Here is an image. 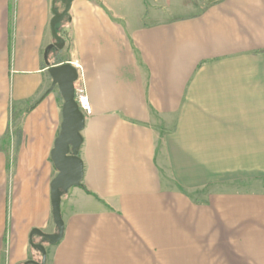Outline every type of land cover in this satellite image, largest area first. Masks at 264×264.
<instances>
[{
    "label": "crops",
    "instance_id": "1",
    "mask_svg": "<svg viewBox=\"0 0 264 264\" xmlns=\"http://www.w3.org/2000/svg\"><path fill=\"white\" fill-rule=\"evenodd\" d=\"M52 10L0 0V264L37 262L30 232L56 233ZM56 28L64 47L47 61L76 69L90 113L62 237L32 238L45 264H264V192L187 195L264 177V0H73Z\"/></svg>",
    "mask_w": 264,
    "mask_h": 264
},
{
    "label": "water",
    "instance_id": "2",
    "mask_svg": "<svg viewBox=\"0 0 264 264\" xmlns=\"http://www.w3.org/2000/svg\"><path fill=\"white\" fill-rule=\"evenodd\" d=\"M57 1L63 6V10L60 13L52 10L50 29L55 41L45 49L43 55L44 62L48 66L47 73L52 81L51 89L57 88L62 99L60 131L50 153L51 162L57 172L50 183L51 217L56 233L50 235L33 229L29 235V246L32 250L40 253L41 261L40 263L28 261L24 264H45V248L41 244H34L32 238L34 236L41 237L47 240L50 245H55L61 239L63 234V222L60 213L61 197L70 188L80 186L83 174L78 150L82 142L80 133L84 126V114L74 98V83L78 74L76 69L68 63L50 67L47 61L48 51L53 48L61 50L64 47V41L57 35L56 27L68 14L73 0Z\"/></svg>",
    "mask_w": 264,
    "mask_h": 264
},
{
    "label": "rangeland",
    "instance_id": "3",
    "mask_svg": "<svg viewBox=\"0 0 264 264\" xmlns=\"http://www.w3.org/2000/svg\"><path fill=\"white\" fill-rule=\"evenodd\" d=\"M216 0H174V3L178 6H185L191 9L193 12H197L200 8L215 2ZM65 24V23H64ZM62 24V26L64 25ZM14 119L17 118L16 110L12 115ZM233 191H250V192H264V177H250L240 176L233 179L220 178L217 182L210 184L209 186L198 189L196 191H188L187 195L195 201H204L206 196L211 192H233ZM38 255V254H36ZM41 261V255L38 259V263Z\"/></svg>",
    "mask_w": 264,
    "mask_h": 264
},
{
    "label": "built area",
    "instance_id": "4",
    "mask_svg": "<svg viewBox=\"0 0 264 264\" xmlns=\"http://www.w3.org/2000/svg\"><path fill=\"white\" fill-rule=\"evenodd\" d=\"M74 98L82 113L88 115L90 113V106L85 95L84 86L79 82L78 78L74 83Z\"/></svg>",
    "mask_w": 264,
    "mask_h": 264
},
{
    "label": "trees",
    "instance_id": "5",
    "mask_svg": "<svg viewBox=\"0 0 264 264\" xmlns=\"http://www.w3.org/2000/svg\"><path fill=\"white\" fill-rule=\"evenodd\" d=\"M67 20H68V14L64 17V19L62 20V22L59 23V24L57 25V27H60L62 24L66 23ZM43 96H45V94H43V95L38 99V101H40V100L43 98ZM38 101H37V102H38Z\"/></svg>",
    "mask_w": 264,
    "mask_h": 264
}]
</instances>
